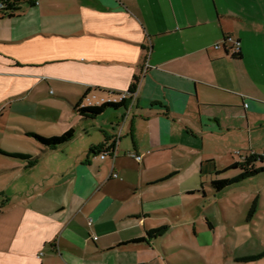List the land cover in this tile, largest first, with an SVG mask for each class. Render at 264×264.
<instances>
[{"label":"crops","instance_id":"1","mask_svg":"<svg viewBox=\"0 0 264 264\" xmlns=\"http://www.w3.org/2000/svg\"><path fill=\"white\" fill-rule=\"evenodd\" d=\"M11 3L0 10V135L24 133L38 159L29 165L0 155L12 162L0 168V264L245 263L239 258L251 255L232 258L218 249L228 247V220L206 218L198 227L185 219V198L204 200L207 192L179 180L220 178L224 172L216 171L238 162L217 165L196 152L206 138L242 131L248 146L257 143L253 132L264 127V0ZM227 35L240 42L239 57L225 43L215 47ZM134 84L118 109L95 118L75 110L88 91L108 97ZM14 120L22 131L7 127ZM46 125L56 132L45 135ZM69 129L72 140L47 150L29 134ZM186 148L199 154L189 165L165 155ZM189 229L198 255L185 259L178 252L191 248ZM199 231L207 236L197 246ZM204 247L215 252L197 251Z\"/></svg>","mask_w":264,"mask_h":264},{"label":"rangeland","instance_id":"2","mask_svg":"<svg viewBox=\"0 0 264 264\" xmlns=\"http://www.w3.org/2000/svg\"><path fill=\"white\" fill-rule=\"evenodd\" d=\"M48 97L55 98V95L48 94ZM67 106L69 109L68 119L75 126L73 107L69 103H67ZM12 115L15 116L16 114ZM233 121H237V119H233ZM245 121H242V124H245ZM14 122L17 121L10 122L7 124V127L22 131V128ZM52 129H50L49 125H46L42 131H49L48 134L44 132L45 135H49L56 132ZM24 130L25 128H23ZM253 137L257 143L255 146H248L246 132L234 131L232 133H224L212 140L211 138H206L204 148L198 149L196 152H200L203 157H212L209 160L218 163L217 165L228 164L233 161L241 162L253 152L264 158V127L255 130ZM0 147L8 152L24 153L29 156L33 155L36 150L31 139L24 135V133L21 135L8 133L0 135ZM196 152H189V148H186V151L179 150L177 153L166 152L165 155H168L172 160L176 158L186 161L189 165V161L199 155L195 154ZM11 163L8 158L0 157V168H4ZM259 163L264 164V159L260 160ZM240 170L239 167L230 168L223 174H220L219 177H233ZM211 182L212 177L209 175L200 177L199 174L179 180V183L189 189H204V192H207L204 200H202V195H197V197L196 195H192L185 198V207L181 209V212L186 216L185 219H189L191 222L195 221L193 223H197L198 227L201 224L205 227V224H207L206 218L213 222H226L228 220L232 224L229 231L230 235L226 242L228 247H220L218 248L219 251L227 249L230 251L232 258L241 255L262 254L263 256L259 259L241 264H264V172L259 175L247 177L241 182L227 187L220 193H216L213 190ZM195 197L199 198L197 203H195ZM189 233L191 237H187L186 242L191 248H180L178 252L180 257H184L185 259L198 255L195 252V248H193L195 247L194 231L189 229ZM202 235L207 236L205 231H199L197 246L201 244L199 240H202ZM197 251H200L203 255H208L210 251L215 252V248L204 247L197 249Z\"/></svg>","mask_w":264,"mask_h":264},{"label":"trees","instance_id":"3","mask_svg":"<svg viewBox=\"0 0 264 264\" xmlns=\"http://www.w3.org/2000/svg\"><path fill=\"white\" fill-rule=\"evenodd\" d=\"M5 6L10 8L13 6V3H11V0H4ZM241 53L234 54L235 57H239ZM136 91V85H132L131 88L127 91V94L125 97H123L119 101H107L99 105H90V106H82V103L86 99L88 95L91 94L90 91H88L82 99L75 105V110L78 114H80L84 118H95L98 115L102 114L105 112L107 109L113 108V109H118L124 105H126L128 99L127 97L129 96V93H134ZM99 94L100 93H96ZM122 93H111L112 96H118L121 95ZM31 136H33L42 146L43 150L47 149H54L57 148L60 145H63L67 143L68 141L72 140V138L75 136V130L74 129H69L68 131L64 132L61 135H56V136H44L41 134L37 133H29ZM0 155L4 156H9L13 158H18L22 160H27L29 161V165H33L38 157L32 158L31 156L24 154V153H16V152H8L0 147ZM264 158L257 153H251L249 156L245 157L244 160L241 162H237L233 164L232 166L226 168L223 171H216L217 174H220L222 172L227 171L230 168L234 167H239L241 170L240 172L233 176V177H222V178H216L213 179L211 182V187L216 191V192H221L222 190L226 189L227 187H230L236 183L241 182L243 179L255 175H259L260 173L264 172V165L263 166H256V163L259 162L260 160H263ZM165 227L162 228H156L153 230H150L148 232V235L150 236H155L158 234H162L164 232ZM141 239H138L140 241ZM263 256L262 254L259 255H251V256H246L239 258L240 261H253L256 259L261 258Z\"/></svg>","mask_w":264,"mask_h":264},{"label":"built area","instance_id":"4","mask_svg":"<svg viewBox=\"0 0 264 264\" xmlns=\"http://www.w3.org/2000/svg\"><path fill=\"white\" fill-rule=\"evenodd\" d=\"M6 8L4 0H0V10H4ZM224 43L226 46L229 47V50L232 54H237L240 52V42L231 35H227L224 37V41L221 43H218L215 45L216 48H222ZM127 92L122 93L121 95L118 96H99V94L92 93L86 97L84 102L82 103V106H90V105H99L107 101H119L123 97H125ZM129 95H134V93H129ZM109 154V151H104L103 154L101 155L102 158H105ZM138 160H140L142 157L141 156H136ZM114 177H117L118 175L116 173L113 174ZM90 224H93V220L91 219L89 221Z\"/></svg>","mask_w":264,"mask_h":264}]
</instances>
